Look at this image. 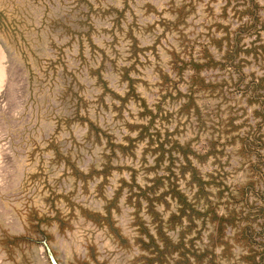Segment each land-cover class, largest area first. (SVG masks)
<instances>
[{
  "label": "rangeland",
  "instance_id": "374dc122",
  "mask_svg": "<svg viewBox=\"0 0 264 264\" xmlns=\"http://www.w3.org/2000/svg\"><path fill=\"white\" fill-rule=\"evenodd\" d=\"M0 264H264V0H0Z\"/></svg>",
  "mask_w": 264,
  "mask_h": 264
}]
</instances>
